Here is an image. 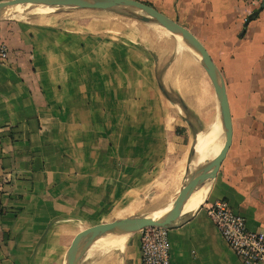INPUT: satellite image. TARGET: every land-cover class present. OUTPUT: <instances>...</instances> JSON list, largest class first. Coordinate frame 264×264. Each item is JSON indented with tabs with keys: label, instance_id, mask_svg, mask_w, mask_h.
Segmentation results:
<instances>
[{
	"label": "crops",
	"instance_id": "obj_1",
	"mask_svg": "<svg viewBox=\"0 0 264 264\" xmlns=\"http://www.w3.org/2000/svg\"><path fill=\"white\" fill-rule=\"evenodd\" d=\"M176 4L174 17L155 6L192 30L220 67L232 141L168 226L171 264H244L205 203L225 197L264 233V0ZM53 9L0 19L9 47L0 62V264H66L81 228L167 210L224 141L211 80L172 32L111 8ZM139 237V229L103 234L79 264H140Z\"/></svg>",
	"mask_w": 264,
	"mask_h": 264
},
{
	"label": "water",
	"instance_id": "obj_2",
	"mask_svg": "<svg viewBox=\"0 0 264 264\" xmlns=\"http://www.w3.org/2000/svg\"><path fill=\"white\" fill-rule=\"evenodd\" d=\"M34 5H57L68 7L111 8L125 10L128 14L143 21H155L173 34L180 35L200 59L207 72L216 98L220 120L224 128V141L219 151L210 159L197 166L182 182L170 207L161 215L131 214L111 220L96 222L78 230L71 238L66 250V264H79L84 250L99 236L106 233H127L145 225L170 226L181 218L184 203L191 193L210 177L215 176L222 159L232 141V118L225 80L220 67L213 60L203 41L188 27L170 17L156 6L143 0H0V19L19 10ZM259 8L253 10L248 18L253 17Z\"/></svg>",
	"mask_w": 264,
	"mask_h": 264
},
{
	"label": "built area",
	"instance_id": "obj_3",
	"mask_svg": "<svg viewBox=\"0 0 264 264\" xmlns=\"http://www.w3.org/2000/svg\"><path fill=\"white\" fill-rule=\"evenodd\" d=\"M9 47L0 36V62L8 60ZM205 210L222 238L244 264H264V233L247 226L225 197L205 203ZM140 264H171L168 226L145 225L140 229Z\"/></svg>",
	"mask_w": 264,
	"mask_h": 264
},
{
	"label": "rangeland",
	"instance_id": "obj_4",
	"mask_svg": "<svg viewBox=\"0 0 264 264\" xmlns=\"http://www.w3.org/2000/svg\"><path fill=\"white\" fill-rule=\"evenodd\" d=\"M145 1H149L150 3H152L154 6L155 5H158L160 8H162L166 13H170V14H172V17H174V15H177L176 14V12H180L181 10H177V5L178 4H176V1L177 0H145ZM184 5V7H185V4H183ZM45 5H43V6H41V5H34V6H32L31 8L32 9H36V8H38V7H42V8H44V9H51V8H49V7H44ZM54 9L53 10H50L52 13H63L64 15H71V14H75L74 12H75V10H68V9H71L72 7H68V6H63V7H59V6H57V5H51ZM56 10H62V11H56ZM65 10H67V11H65ZM112 11H113V13L116 15V17H117V15L119 16V17H123V19L126 17V16H129V17H132L131 18V20L132 21H135V22H140L137 18H135L134 16H132V15H130V14H128V12L127 11H125V10H119V9H112ZM129 17H126V19H128ZM177 17V16H176ZM178 18V17H177ZM126 19H124V20H126ZM183 21L185 22V23H187V25L188 26H191V25H193L194 26V24H193V22H192V20H186V19H183ZM142 24V23H141ZM154 24H155V22H154ZM155 25H157V24H155ZM155 25H149V24H147V26H148V28H149V30H151V31H153L155 34H157V32H161L160 30H159V28L157 27V26H155ZM195 28H196V31L202 36V37H204L205 38V40L208 42V38L206 37V36H208V35H206V36H203V33H202V31L200 30L199 31V29H200V27H196V26H194ZM222 140H223V136L221 135V136H218V138H217V142L216 143H218L217 144V146H216V144L215 145H213V147H211L210 149H209V154H207L206 156L207 157H209V156H211V154H213L214 153V150L218 147V145L220 146V144L222 143ZM213 148H215L214 150H213ZM212 149V150H211ZM211 150V151H210Z\"/></svg>",
	"mask_w": 264,
	"mask_h": 264
},
{
	"label": "bare ground",
	"instance_id": "obj_5",
	"mask_svg": "<svg viewBox=\"0 0 264 264\" xmlns=\"http://www.w3.org/2000/svg\"><path fill=\"white\" fill-rule=\"evenodd\" d=\"M44 7H49V8H52V6H47V5H45ZM163 27V26H162ZM164 28V27H163ZM166 29V28H165ZM167 31H169L168 29H166ZM170 32V31H169ZM177 38H179L183 43H184V41H183V39H182V37L180 36V35H177V34H174ZM184 44H186V43H184ZM187 46V45H186ZM188 48H190V47H188ZM190 50H192L191 48H190ZM193 51V50H192ZM194 52V51H193ZM195 53V52H194ZM196 54V53H195ZM196 56H198L197 54H196ZM219 123H220V126H221V129H222V131L224 130V128H223V125H222V122H221V120H220V118H219ZM177 185V184H176ZM179 189V188H178ZM199 189V187L198 188H196L192 193H191V195L188 197V199L186 200V202L184 203V205H183V210H184V207H185V205H186V203H187V201L190 199V197L192 196V194L194 193V192H196L197 190ZM164 211H154L152 214H149V215H151V216H158V215H161L162 213H163ZM114 236H108L107 238H105L106 239V241H115V239H117V237L115 236L114 238H113ZM100 239H104V238H100ZM100 239H98V241L100 240Z\"/></svg>",
	"mask_w": 264,
	"mask_h": 264
},
{
	"label": "trees",
	"instance_id": "obj_6",
	"mask_svg": "<svg viewBox=\"0 0 264 264\" xmlns=\"http://www.w3.org/2000/svg\"><path fill=\"white\" fill-rule=\"evenodd\" d=\"M143 1H145V0H143ZM145 2H147V3H149V4H152V3H150L149 1H145ZM153 5V4H152Z\"/></svg>",
	"mask_w": 264,
	"mask_h": 264
}]
</instances>
